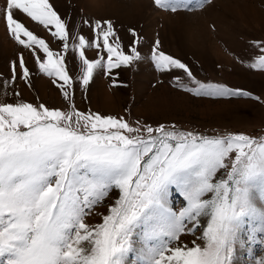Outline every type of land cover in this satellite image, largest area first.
Returning <instances> with one entry per match:
<instances>
[{"label": "snow or ice", "instance_id": "snow-or-ice-1", "mask_svg": "<svg viewBox=\"0 0 264 264\" xmlns=\"http://www.w3.org/2000/svg\"><path fill=\"white\" fill-rule=\"evenodd\" d=\"M152 2L177 13L203 9L211 0L192 7L181 0ZM25 20L48 30L63 51L54 52ZM0 22L67 102L64 109L34 105L19 99L15 87V99L0 101V264H237L241 251L264 249V137L81 111L77 85L87 91L95 72L111 75L142 59L135 29L126 52L111 20L86 19L90 42L70 33L50 0H4ZM93 47L95 60L86 54ZM255 48L258 58L248 67L264 72V41ZM68 53H78V80L70 74ZM151 60L195 98L246 96L264 103L200 81L162 51L158 39ZM9 71L10 78L0 80L6 96L19 81L31 86L23 51ZM101 205L107 209L102 222L88 223ZM188 236L194 237L191 246Z\"/></svg>", "mask_w": 264, "mask_h": 264}, {"label": "rangeland", "instance_id": "rangeland-1", "mask_svg": "<svg viewBox=\"0 0 264 264\" xmlns=\"http://www.w3.org/2000/svg\"><path fill=\"white\" fill-rule=\"evenodd\" d=\"M50 2L67 21L70 33L83 34L90 42L93 33L85 27L86 19L111 20L126 52L133 42L130 30L135 29L139 34L142 59L134 68L122 67L111 75L95 72L87 91L77 85L74 98L79 110L124 116L130 121L139 119L152 125L174 123L182 129L206 134L244 133L257 139L264 137V103L246 96L195 98L174 87V80L157 71L151 60L158 39L161 50L188 65L200 81L226 85L264 100V72L248 67L258 58L255 45L264 41V0H211L203 9L177 13L154 8L152 0H99V4L97 0ZM181 2L192 7L200 0ZM3 4L4 0H0V7ZM25 23L54 52L63 51L61 43L48 30L29 20ZM22 51L32 73L31 86L19 81L9 86L7 96L0 88V101L15 99L11 93V87H15L24 102L66 108L67 102L50 78L39 73L29 50H23L0 22V80L10 78V64ZM86 54L92 60L98 56L94 47L86 50ZM67 55L70 74L78 80L82 75L78 53ZM174 203L180 207L181 198L177 197ZM104 214L107 209L101 205L87 217V222L99 224ZM184 239L191 246L194 237ZM139 243L137 240V246ZM253 258H264V249L259 245L255 246L253 255L247 249L241 251L237 264H252Z\"/></svg>", "mask_w": 264, "mask_h": 264}, {"label": "bare ground", "instance_id": "bare-ground-1", "mask_svg": "<svg viewBox=\"0 0 264 264\" xmlns=\"http://www.w3.org/2000/svg\"><path fill=\"white\" fill-rule=\"evenodd\" d=\"M87 1H89V2H91V0H87ZM97 3L99 4V0H97ZM138 6H139V4H138ZM137 7V6H136ZM141 7V6H140Z\"/></svg>", "mask_w": 264, "mask_h": 264}]
</instances>
